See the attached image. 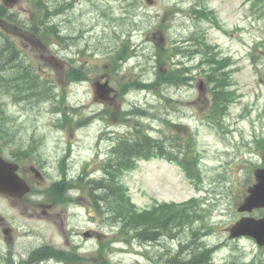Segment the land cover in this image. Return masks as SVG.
Listing matches in <instances>:
<instances>
[{"label": "rangeland", "instance_id": "obj_1", "mask_svg": "<svg viewBox=\"0 0 264 264\" xmlns=\"http://www.w3.org/2000/svg\"><path fill=\"white\" fill-rule=\"evenodd\" d=\"M5 3L14 20L0 17V45L14 43L15 62L26 63L50 93L22 91L12 74L21 67L0 66V147L32 186L21 199L0 195V264L26 261L43 245L65 246L81 264H164L174 255L191 258L195 245L211 251V264H264V249L252 239H228L254 170L264 168V3L45 0L43 12L26 0ZM160 50L174 57L159 63ZM213 57L223 60L216 72L234 92L219 119L211 117L206 78ZM179 68L188 69L184 83L154 82L158 72ZM104 82L112 92L97 99L94 84ZM137 123L164 153L183 151L191 139L198 157L196 173L152 157L119 177L137 214L152 212L150 221L162 227L152 243L120 234V224L94 212L86 195L73 194L71 204L46 199L64 176L101 177V160ZM133 217L134 225L144 224Z\"/></svg>", "mask_w": 264, "mask_h": 264}, {"label": "trees", "instance_id": "obj_2", "mask_svg": "<svg viewBox=\"0 0 264 264\" xmlns=\"http://www.w3.org/2000/svg\"><path fill=\"white\" fill-rule=\"evenodd\" d=\"M29 5L32 6L35 11L41 12L38 8L42 5L43 0H28ZM264 3V0H260ZM1 17L6 15V10L0 7ZM47 16L44 13V18ZM43 21L41 20L40 23ZM37 26V25H36ZM42 26H38L35 30L28 28L32 31H40L42 35ZM51 28V27H50ZM49 28V30H50ZM53 34L58 36L57 32L54 30ZM264 45V42H263ZM11 45L6 43L0 46V58L2 51L4 50L9 55L13 54L11 50ZM173 50V49H172ZM201 53V51H197ZM196 53V52H194ZM174 54L166 52L165 50H160L158 52L159 63L167 61L169 58L173 57ZM171 56V57H170ZM223 60H219L215 57L211 58L209 61L210 67L207 71L206 78L208 79V84L211 85V117L219 119L221 115L227 110V106L232 103L234 92L230 90V83L228 77L220 72H216L217 65L222 63ZM7 61L1 62L0 66L3 64H8ZM204 64H207L204 62ZM184 71H188L186 68H179L176 70H168L167 73L163 74L158 72L155 83L167 82L175 83L177 80L184 83L185 79L182 75ZM73 76L78 74L77 71H73ZM180 142V141H179ZM179 142H176L178 146ZM164 148L157 139L151 138L148 133L144 130L143 125L137 123L128 131L125 135L120 136L111 150L109 158L102 161L100 164V169L103 172L102 178L98 180H85L81 177L76 181H71L70 184H75L77 189H79L80 195H86L87 199L91 202L92 210L100 215V211L104 215L109 214L110 219L115 220L120 224V234L122 235H133L135 238L142 242L154 241L159 236V230L162 229L161 226L155 225L151 222L152 212L147 214L138 215L135 207L131 204L126 190L121 186L118 179L125 172L132 169L135 166V162L138 159L147 160L152 157L163 158L170 160L183 169H188L196 173L197 168V152L194 150V140H186V145L183 151L178 150V152L170 151L164 153ZM55 187V188H54ZM57 189V190H55ZM66 191V190H65ZM65 191L62 184H54L53 188L47 190V197L52 203L57 201L65 200ZM70 199V198H68ZM169 206V205H165ZM103 209V210H102ZM181 211V208L173 211L172 213L166 215L165 219H169L172 216H176ZM102 214V215H103ZM133 215L143 219L144 224L136 226L133 224ZM173 220V219H171ZM133 234H132V233ZM192 251V257L187 261L184 259L179 260L177 257H173L172 260L165 261L164 264H208L211 251L209 249L199 250L195 245ZM198 251V252H197Z\"/></svg>", "mask_w": 264, "mask_h": 264}, {"label": "water", "instance_id": "obj_3", "mask_svg": "<svg viewBox=\"0 0 264 264\" xmlns=\"http://www.w3.org/2000/svg\"><path fill=\"white\" fill-rule=\"evenodd\" d=\"M107 83L97 84V93L105 99L108 93ZM18 165L4 160L0 153V194L14 198H22L29 192L26 181L17 174ZM255 183L248 187L247 195L239 205V213H251L254 209L264 210V168L254 171ZM240 236H248L264 247V214L260 218L244 216L229 228V238L235 239Z\"/></svg>", "mask_w": 264, "mask_h": 264}, {"label": "flooded vegetation", "instance_id": "obj_4", "mask_svg": "<svg viewBox=\"0 0 264 264\" xmlns=\"http://www.w3.org/2000/svg\"><path fill=\"white\" fill-rule=\"evenodd\" d=\"M10 232H11V230H4V231H3L4 234H9V235H8V239H9V241L12 240V237H11ZM61 248L64 249V246H62ZM39 249H40V248H39ZM62 249L59 248L58 250H62ZM35 250H36V249H35ZM35 250H34V251H35ZM39 251L41 252V255H42L43 252H47V249H43V248H41ZM60 261L63 262V260H60Z\"/></svg>", "mask_w": 264, "mask_h": 264}]
</instances>
